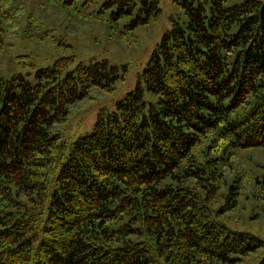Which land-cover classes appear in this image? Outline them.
I'll use <instances>...</instances> for the list:
<instances>
[{
    "label": "trees",
    "instance_id": "1",
    "mask_svg": "<svg viewBox=\"0 0 264 264\" xmlns=\"http://www.w3.org/2000/svg\"><path fill=\"white\" fill-rule=\"evenodd\" d=\"M48 1L65 26L0 0V49L62 27L55 46L80 40L86 62L0 71V264H264V237L239 226L264 216V0L177 1L135 87L68 143L72 110L121 77L95 59V19L148 24L160 0Z\"/></svg>",
    "mask_w": 264,
    "mask_h": 264
},
{
    "label": "rangeland",
    "instance_id": "2",
    "mask_svg": "<svg viewBox=\"0 0 264 264\" xmlns=\"http://www.w3.org/2000/svg\"><path fill=\"white\" fill-rule=\"evenodd\" d=\"M177 1L179 0H160L161 12L156 19L151 20L148 24L138 25L129 29L123 27L124 24L128 23V17L122 19L116 28H108L111 22H108L106 14L101 16L104 19L103 24H105V27L95 19V59L108 60L110 65L118 67L121 77L115 80L114 88L111 92L103 93L94 100L72 110L69 119L62 126L65 142L68 143L78 136L91 131L99 110L104 108L112 111L115 103L121 100L128 90H132L135 87L137 75L148 61L162 34L171 28L173 19L180 20L183 17L182 8ZM23 2L27 13H35L42 17L53 12V17L56 18L53 21L65 26L66 18L64 14L57 7L54 8V4L50 1L23 0ZM101 3L102 0H95V11L101 7ZM120 32L124 33L125 40L120 41L116 38ZM64 33L65 30L62 27L56 28L49 35H45L47 39L45 44L42 45L37 44L36 37L27 36L24 33H19L16 39L7 40L4 47L0 49V71L4 75L14 72L22 73L28 80L34 82L35 69L50 65L57 57L73 54L75 62H86L85 57L80 52L83 50L80 40L77 41L76 38L67 36L68 43L71 46H55L50 36L59 38ZM29 54L32 56L30 58L26 57ZM19 55L24 56L17 59L16 56ZM145 99L149 101L155 99V97L146 93ZM254 161L256 164L260 163L264 166V152H257ZM241 217L240 227L247 228L264 237L263 215L256 221H248L246 212L242 211ZM255 260L256 256L253 254L238 264H254Z\"/></svg>",
    "mask_w": 264,
    "mask_h": 264
}]
</instances>
